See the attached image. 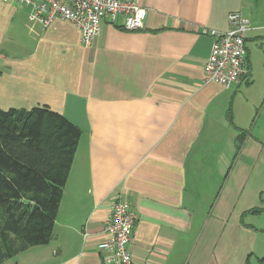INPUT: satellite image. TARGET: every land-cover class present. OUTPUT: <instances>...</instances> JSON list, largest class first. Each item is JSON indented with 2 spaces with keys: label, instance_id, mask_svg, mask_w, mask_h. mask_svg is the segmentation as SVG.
Segmentation results:
<instances>
[{
  "label": "crops",
  "instance_id": "0c3cea01",
  "mask_svg": "<svg viewBox=\"0 0 264 264\" xmlns=\"http://www.w3.org/2000/svg\"><path fill=\"white\" fill-rule=\"evenodd\" d=\"M136 1L143 28L103 19L84 46L0 0V109L45 105L81 130L50 240L0 264H104L116 196L138 216L134 264H264V0ZM235 11L245 71L224 88L204 79V31Z\"/></svg>",
  "mask_w": 264,
  "mask_h": 264
},
{
  "label": "trees",
  "instance_id": "16d2710c",
  "mask_svg": "<svg viewBox=\"0 0 264 264\" xmlns=\"http://www.w3.org/2000/svg\"><path fill=\"white\" fill-rule=\"evenodd\" d=\"M80 135L45 105L0 109V263L50 240Z\"/></svg>",
  "mask_w": 264,
  "mask_h": 264
},
{
  "label": "built area",
  "instance_id": "2783aa9c",
  "mask_svg": "<svg viewBox=\"0 0 264 264\" xmlns=\"http://www.w3.org/2000/svg\"><path fill=\"white\" fill-rule=\"evenodd\" d=\"M31 7L28 18L42 27L56 19L67 20L81 33V43L88 46L98 35L101 21L114 22L122 17L126 30L141 29L147 9L136 0H15ZM226 31L205 30L212 36L210 53L204 62L205 81L224 88L236 85L245 71V36L249 22L237 11L229 13ZM137 213L126 201L116 196L103 220L97 248L104 264H134L130 251ZM86 235V234H85Z\"/></svg>",
  "mask_w": 264,
  "mask_h": 264
},
{
  "label": "rangeland",
  "instance_id": "374dc122",
  "mask_svg": "<svg viewBox=\"0 0 264 264\" xmlns=\"http://www.w3.org/2000/svg\"><path fill=\"white\" fill-rule=\"evenodd\" d=\"M242 102L244 103V100H242Z\"/></svg>",
  "mask_w": 264,
  "mask_h": 264
}]
</instances>
